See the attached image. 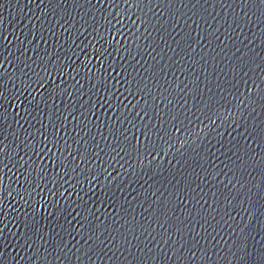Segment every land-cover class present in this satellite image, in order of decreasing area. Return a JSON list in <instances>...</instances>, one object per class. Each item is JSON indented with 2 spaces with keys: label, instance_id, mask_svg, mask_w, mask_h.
<instances>
[{
  "label": "water",
  "instance_id": "95a60500",
  "mask_svg": "<svg viewBox=\"0 0 264 264\" xmlns=\"http://www.w3.org/2000/svg\"><path fill=\"white\" fill-rule=\"evenodd\" d=\"M0 264H264V0H0Z\"/></svg>",
  "mask_w": 264,
  "mask_h": 264
}]
</instances>
